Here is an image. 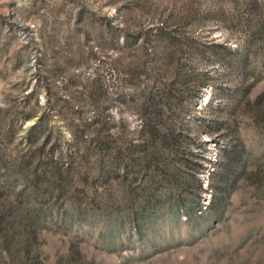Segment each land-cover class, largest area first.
<instances>
[{"label": "rangeland", "instance_id": "rangeland-1", "mask_svg": "<svg viewBox=\"0 0 264 264\" xmlns=\"http://www.w3.org/2000/svg\"><path fill=\"white\" fill-rule=\"evenodd\" d=\"M0 264H264V0H0Z\"/></svg>", "mask_w": 264, "mask_h": 264}]
</instances>
